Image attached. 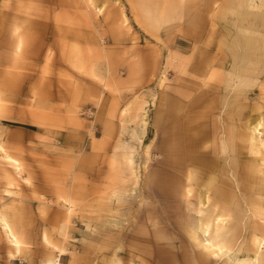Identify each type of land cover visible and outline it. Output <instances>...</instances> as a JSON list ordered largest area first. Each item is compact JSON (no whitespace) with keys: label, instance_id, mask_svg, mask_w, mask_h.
I'll return each mask as SVG.
<instances>
[{"label":"rangeland","instance_id":"374dc122","mask_svg":"<svg viewBox=\"0 0 264 264\" xmlns=\"http://www.w3.org/2000/svg\"><path fill=\"white\" fill-rule=\"evenodd\" d=\"M0 96V264H264V0H0Z\"/></svg>","mask_w":264,"mask_h":264},{"label":"bare ground","instance_id":"6f19581e","mask_svg":"<svg viewBox=\"0 0 264 264\" xmlns=\"http://www.w3.org/2000/svg\"><path fill=\"white\" fill-rule=\"evenodd\" d=\"M17 41L19 44L20 39H18ZM0 100H1V96H0ZM245 127H247V130L245 132V137L247 138L246 140H248L250 142L251 147L255 150V152H257V153L260 152V147L264 146V141L261 139H258L257 135L255 134L256 129L258 128V124H255V125L249 124L248 126H245ZM241 135H242V133H241ZM260 153H264V152H260ZM0 154L3 157H5V159H7L9 164H11L13 166V171L14 172L16 171L15 173H18V174L21 173V166L19 164L18 159L16 157L12 156L6 150V148L2 145L1 141H0ZM5 169L10 173L9 176L11 174H12L11 175L12 177L14 176L12 171H9V169H7V168H5ZM67 200L69 201V205L67 206V209H68V211H71L72 206H73L72 201L70 198H67ZM210 200H211V196L207 192H204L202 194V197L200 198V201L203 202L204 204L208 203ZM188 210L190 211V216H191V219L193 220L192 222L194 223V227L197 229V230H195V234L198 235V232L201 231L202 235L204 236L202 238V241L200 242L201 246L208 248V249H211L212 251L217 252V253L222 252V250L225 248L229 249L230 244L227 242V238L224 236V234H222L221 230L218 227H214L215 220L217 222L218 219L220 221L221 220L223 221L224 219H222L220 216H216L214 218L212 214L206 212V209L204 207L202 208L201 206L197 205V202H195V201H191V202L188 201ZM0 221L2 222L3 228L5 229V231L7 232L8 236L10 238V242H11L10 244H12L14 247L13 252H15V251L18 252L21 249L24 242H23V239L21 237L20 232L16 228V225L12 221H10L6 216L1 215V214H0ZM225 222L226 221H224V223ZM45 238L48 240V237L46 235H45ZM48 241H50V240H48ZM51 245L53 248L59 247L60 250L62 249L61 246L58 244L52 243ZM259 246H261V245H259ZM64 254H66L65 250L64 251L61 250L60 255H57L55 257L49 255V257L46 258L44 264H58L60 262V258ZM254 256H256L255 261L258 260V258H259L258 254L254 255ZM241 262H242V264H243V262L247 263L245 260H239V263H241ZM234 263H236V262H234Z\"/></svg>","mask_w":264,"mask_h":264},{"label":"crops","instance_id":"0c3cea01","mask_svg":"<svg viewBox=\"0 0 264 264\" xmlns=\"http://www.w3.org/2000/svg\"><path fill=\"white\" fill-rule=\"evenodd\" d=\"M75 55V57H76V59H78L79 57H78V54H74ZM7 122H12L13 124H15V125H21V126H25V125H22V124H16V123H21V122H18V121H9V120H6ZM23 124H27V123H23ZM27 125H31V124H27ZM31 126H33V127H29V126H26V127H28V128H34V125H31ZM45 262V261H44Z\"/></svg>","mask_w":264,"mask_h":264},{"label":"trees","instance_id":"16d2710c","mask_svg":"<svg viewBox=\"0 0 264 264\" xmlns=\"http://www.w3.org/2000/svg\"><path fill=\"white\" fill-rule=\"evenodd\" d=\"M16 124H22V125H25V126L33 127L31 125H27V124H23V123H16Z\"/></svg>","mask_w":264,"mask_h":264}]
</instances>
